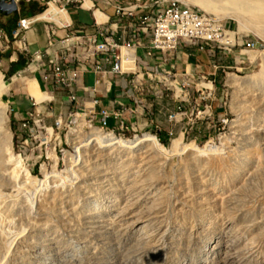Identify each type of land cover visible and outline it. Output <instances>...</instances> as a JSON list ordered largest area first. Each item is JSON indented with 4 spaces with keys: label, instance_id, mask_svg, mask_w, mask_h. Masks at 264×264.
<instances>
[{
    "label": "rangeland",
    "instance_id": "374dc122",
    "mask_svg": "<svg viewBox=\"0 0 264 264\" xmlns=\"http://www.w3.org/2000/svg\"><path fill=\"white\" fill-rule=\"evenodd\" d=\"M181 1L195 10L219 17L218 19L232 31L231 35H235L236 41L235 45L229 48L231 51L216 48V53H213L215 57H211L207 52L197 59L189 60H198L202 66L198 71L190 68V72L206 76L207 81L215 80L216 88L212 96L201 103L200 111L207 113V117L197 119V111L194 112L185 121L184 138L180 135L179 128H174L175 134L172 138L169 136L168 146L161 142V132L156 128H128L121 133L119 128L104 131L84 127V122L74 125L68 117V106L64 110L63 124L56 125L55 120L62 112L60 104L52 105V109L49 107L47 112L51 111V115L45 117L49 133L52 127L53 133L38 135L36 139H30L26 143L24 139H20L22 136L29 138V132L25 133L18 125L14 126L12 114L17 107V99L31 98V94L26 90L28 81L25 78L12 81V77L0 67L1 81L8 83L0 97L8 107V124L13 142V158L7 154L8 167H4L3 172L7 168L5 173H13L16 182L14 187V183L0 179V264H151L161 258L164 260L158 264L262 262L264 239L260 234L257 236L247 230V224L254 218L261 217L259 209L261 205L264 206V173L255 175L252 168L256 163L251 162V156L256 152L263 156L264 162V25L259 22V17L264 16V10L263 13L253 14L254 19H245L246 22L242 21L241 24L233 18H228L223 11H204L197 5V0ZM193 43L195 42L183 44ZM183 72L178 68V73ZM233 79H236V82L231 85ZM193 81L192 108L195 106L194 101L200 96V92L196 91L199 88L197 85L207 83L203 78ZM165 93L164 96L155 93L153 97L159 100L155 110L160 115V121L169 126V122L164 120V115L168 116L173 111L171 109L174 99L171 91ZM30 103L31 100V108ZM207 104L212 106L210 111L204 107ZM145 110L146 108L144 112ZM166 120L168 121L167 117ZM94 129L106 134L114 133L129 140L152 134L169 150L172 149L173 142L181 137L185 144L194 143L201 148L207 145L215 146L227 156V171L224 170L222 175V171L220 174L219 170H211L212 172L205 173L204 177H214L212 181L219 184V192L222 191V196L223 193L226 195L223 196L225 204L214 200L209 193L201 194L193 180L196 173L193 168L186 166L185 159L181 161L174 158L164 167L161 164H153L152 169L145 172V168L139 164V156L136 159L133 156L132 159V155L125 157V154L104 153L89 145L90 140L95 138ZM162 132L166 133L165 130ZM78 146L85 147L81 158L76 151ZM255 159H258L257 156ZM231 169L237 170L236 175L241 176L229 173ZM186 177L191 179V185L189 184L186 190L188 195L197 197L200 194L205 198L204 201L207 197V207L203 205L200 209L198 202L193 206L197 211L194 208L190 209L193 211L177 208V213L168 193V196L165 195L163 200L161 199L162 191L157 195L160 200L156 199L160 204H149L147 209L139 205V200L153 197L152 194L159 190L162 182L163 186L164 182L170 183L169 185L179 184ZM148 185L151 187H145ZM242 186L247 188H241ZM40 191L43 199L47 200L46 212L40 211V206L34 203ZM161 204H164L163 207ZM209 206L212 212L218 215V219L220 218L214 220L215 228L210 232L209 239L217 240L221 237V225L225 218H230L235 225V232L257 245L255 258L246 254L245 245L237 242V239L221 241L209 261L202 255L200 246L195 247L184 242L179 244L178 248H172L165 243L163 233L173 236L178 234V231L185 230V227L192 226L199 215L207 213ZM139 219H142L147 227L143 230L147 240L143 242L150 241L146 243L148 249L141 260ZM176 219L182 221L177 223ZM227 231L229 230H226V233Z\"/></svg>",
    "mask_w": 264,
    "mask_h": 264
},
{
    "label": "built area",
    "instance_id": "2783aa9c",
    "mask_svg": "<svg viewBox=\"0 0 264 264\" xmlns=\"http://www.w3.org/2000/svg\"><path fill=\"white\" fill-rule=\"evenodd\" d=\"M14 1L17 6L23 1L38 2L46 8L42 14L52 7L64 13L71 5L83 9L89 7L93 15L100 11L92 0ZM149 1V3H141V0H127L128 4L125 6L122 3L113 5L111 0H104V4L113 5L115 8L116 18L113 24L105 26L95 19L93 34L89 35L83 29L68 35L66 45H59V42L50 40L45 50L32 54H29V44L24 34L36 21L30 19L19 21L13 37L18 40L19 55L27 59V65L13 74L11 80L25 78L26 81L34 80L38 84L40 79L44 85L41 92L48 97L41 101L36 100L32 95L30 99L28 98L29 101L31 100V108L18 126L25 133L29 132V138L22 136L20 140L24 139L27 143L30 139H36L38 135L53 133V127L49 133L50 129L47 127L45 117L51 115V111L47 112V110L49 107L52 109V105L55 104H60L62 109L55 120L56 125L63 124L64 110L68 106V117L70 123L74 125L78 120H82L84 127L107 131L111 128L110 121L114 120L118 123L117 128L124 133L129 128L125 125L127 116H134L139 109L144 111L146 108L143 104L145 97L153 93L164 96L166 91H171L175 110L167 116L170 130H166V134L169 141V136L171 138L174 136V128L177 127L184 138L185 121L194 112L197 111L195 116L197 119L207 117V113L200 111V107L201 103L207 101L214 93L216 81H207L206 76L199 73L192 74L190 70L178 73V66L174 60L179 54L197 59L208 52L211 57H215L213 53H216V48V50L231 51L229 48L235 45V41L230 39L226 43L222 40L224 38L229 40L227 34L231 30L221 20H213L210 15L193 9L181 0ZM181 11H188V19H181ZM169 12H176V20H169ZM190 14H197V26H190ZM126 18L131 19V24L128 26L132 33L128 38L122 34L118 35V28L124 24ZM152 21H163V27L173 26L175 35H155V29H151ZM50 22L58 28L70 27L69 22L61 25L55 20ZM187 36H195V43L183 44V37ZM9 49L8 36L0 25V54ZM51 49L64 50L65 58H52ZM196 61L191 67L198 71L202 66L198 60ZM213 66L217 69L215 65ZM86 69H91L96 75L95 85L90 88L88 94L79 95L78 77ZM202 78L207 83L197 85L199 88L196 91L200 92V96L194 101L195 106L193 105L192 108V84L195 82L193 79ZM122 99H128L131 105H127ZM204 107L209 111L212 108L208 104ZM156 129H159L158 132L163 130L158 126Z\"/></svg>",
    "mask_w": 264,
    "mask_h": 264
},
{
    "label": "bare ground",
    "instance_id": "6f19581e",
    "mask_svg": "<svg viewBox=\"0 0 264 264\" xmlns=\"http://www.w3.org/2000/svg\"><path fill=\"white\" fill-rule=\"evenodd\" d=\"M197 5L200 6L202 9H204V11H207V12L217 13L219 11H223V12H225V15L228 16V18L229 17L233 18L237 23H241V24H243L242 21L246 22L245 19H249V20L254 19L253 14H255L257 12L263 13V10H264V0H197ZM205 14H207V13H205ZM207 15H209V14H207ZM210 16L213 20H217V21L219 20L218 19L219 17H215L213 15H210ZM181 19H188V11H181ZM169 20H176V12H169ZM259 22H261V24L264 25V16L259 17ZM189 24H190V26H197V14H190L189 15ZM216 28H217V26H216ZM151 29H155V35H175V28L173 26H164L163 27V21H152L151 22ZM231 33L232 32L229 31L227 34L229 36V39H231V37L233 35V34L231 35ZM222 40L226 43L228 41H230V40H226L225 38ZM231 40L233 42L236 41L234 35H233ZM184 42H195V36L183 37V43ZM53 50H52V52H53ZM1 79L2 78L0 76V93L3 92L4 89H6L8 87V83L1 81ZM235 82H236V79H233V81L230 82V84L233 85ZM7 112H8V107H7V105H5L3 103V101L1 100V97H0V179L6 180L7 182H10V183H14L13 186L16 187L15 177L13 176V173L6 174L5 172H6L7 168H6L5 172H3L4 167H6V166L8 167V161H7L8 156H7V154H10L12 157V152H13V150H12L13 149L12 132L9 129V124H8L9 123V116H8ZM78 123L80 124V123H82V121L78 120ZM93 135L95 136V138H92L90 140L89 145H93L95 148H98L99 151L104 152V153H109V154L117 153L118 155L125 154L124 155L125 157H130V155H132L131 156L132 159H133V156L135 157L134 159H136L139 156V161H140L139 164H140V166L145 168L144 169L145 172L148 170H151L152 169L151 167L153 166V164H154V166L161 164L164 167V166L168 165V163L171 160H173L174 158H179L181 161L185 159L186 166L189 168H193V171L196 173V174H194L193 180H194L197 188H199V190L201 191V194H202V192H203V194L209 193V194H211V196L214 200H218L219 202L225 204L224 202H226V200H225V198H223V196H226V195H224L225 193H223V196H222V193H221L222 191L219 192V188H218L219 184H216V181L215 182L212 181L214 179V177H213V179H211V178L206 179L204 177L205 173L210 172L211 170L213 172L219 170L220 174L222 171V175H223V173H224L223 171L226 169L225 163H227V160H226L227 156H225V154L222 153L220 150H217V148L215 146L207 145L205 148H201L194 143L191 145L185 144L183 141V138L181 137L179 140H176L173 142L172 149L169 150L158 140V138L155 135H152V134H146V135H143L142 137H136L134 140H129V139H124V138L118 137L114 133L113 134H106L104 132H101L99 130L94 129ZM84 149H85V147L78 146V148L76 150L78 153V157L81 158L82 152L84 151ZM257 153L258 152H256L255 154H253V156H251L252 157L251 162L256 163V164H254L255 167L252 169L255 170V172H254L255 175L256 174L261 175L262 173H264V169H263V166H264L263 163L264 162L262 159L263 156L260 153H258V154ZM255 156H257L258 159H255ZM109 157H111V156H109ZM117 159H119V158H117ZM180 160H178V161H180ZM235 167H233V168H235ZM183 168H185V167H183ZM228 168L230 169L229 166H228ZM213 169H215V170H213ZM225 171H227V170H225ZM248 171L249 170H247V172ZM236 172H237V170L235 171V169L229 170V173H232L234 176H237ZM202 173H204V174H202ZM252 174H251V176H253ZM152 175H153V173H152ZM240 176H237V177H240ZM190 182H191L190 177L184 178V181L179 182V184L171 183V185H169L170 183L168 184V182L167 183L164 182L165 185L163 186L162 185L163 182H162L161 186H160L161 188L157 185L159 187V190H157V191L155 190L156 192L154 194H152L153 197H149L147 195L149 198H146V199L144 198L145 200H142V199L139 200V203H140L139 205H141L142 208L147 209L149 204L153 205L155 203H158V202H156V199L160 200V197H157V195L160 193V191H162L161 199L164 198L165 195L168 196V194H169L170 197H168V198H170L171 202L175 203V204L173 203V205L176 208V210H177V208H179L178 210H181V208H184V211H185V208H187L189 211H193L190 209L194 208L193 206L194 205L196 206V204L198 202H199L200 209H202L201 206H203V205H205L207 207L208 205L205 203V201H207V197H206V200L204 201L205 198L203 199V196H200V194L197 197H195L194 195H190V194L188 195L186 190H187V186L189 187ZM144 185H145V183H144ZM145 187L148 188L149 185L145 186ZM241 188L245 189L247 187L242 186ZM233 194H235V192ZM152 195L150 194V196H152ZM35 196H36V194H35ZM144 196H146V195H144ZM166 200H167V198H166ZM53 201H56V200H53ZM213 202H215V201H213ZM34 203H35V205L37 204V206H40V211H42V212H46V210L48 209V208H46L47 204H45V203H47V200H46V198L43 199V195L41 194V191L38 194V197L36 196V200H34ZM158 204H160V203H158ZM163 205H162V207H163ZM151 207H153V206H151ZM211 207H213V205ZM211 207L209 209L208 208L206 209L204 207V209L207 210V213H202L201 215H199L196 222H194L195 224L193 223L192 226L190 225L189 227H185V230H183V231H180V232L178 231V234H175L173 236H168L167 233H163L165 235H163V234L162 235L166 238L165 243H167L168 246L172 247V248H178L177 246L179 244L184 243V242L188 243L189 245L195 246V247L200 246V248H202V250H201L202 255L207 257V261H209L210 256H212L214 254L213 252L217 248H219L221 241L226 240V242H227L230 239H237V242H240V243L245 245L246 254L249 255V257H251V258H255V255L258 252L257 245L253 241H250V240L246 239L245 237H241L240 234H237V232H235L236 230H234L235 225L231 222L230 218H225V219L222 218V219H224V222L221 225L222 226L221 229L223 228L221 230L223 233V234H221V237L218 236L219 238H217V240L209 239L210 232H212L213 229L215 228L214 220L218 219V215L215 212H212ZM197 208H198V206H197ZM222 208H223V206H222ZM153 209H155V208H153ZM151 210H152V208H151ZM178 210H177V213H179ZM259 210L262 213L261 217L254 218L253 220H251L247 224V230L251 231L252 233L256 234L257 236L260 234L262 236V238L264 239V206L261 205ZM8 211H10V210L8 209ZM147 211H149V210H147ZM11 212H12V210H11ZM142 212H143V210H142ZM154 213H155V211H154ZM180 214H182V213H180ZM225 215H227V213ZM149 216H150V214H149ZM151 216H153V215H151ZM177 216H178V214H177ZM178 217H177V219H178ZM219 217H221V216H219ZM145 219H146V217H145ZM177 219H176L177 223H178V221H182V220L177 221ZM243 220L245 221L244 218H243ZM220 222H222V221H220ZM184 223H185V221H184ZM174 225H175V223H174ZM174 225H172V226L174 227ZM180 227H182V225ZM144 228H145V230L147 228L145 226V222H143L142 219H139V251H140L139 252V259L140 260H141V257L143 256V254L146 253V251L148 249V248H146V243L150 242V241H147L146 243L143 242L144 240H147L146 239L147 235L143 231ZM179 230H181V228H179ZM226 230H229V231H227V233H226ZM210 238H212V237H210ZM159 241H161V240H159ZM233 242H235V241L233 240ZM151 243H153V241H151ZM163 260H164L163 258H161L160 260L157 259V261H153V262H151V264H158ZM163 264H164V262H163ZM258 264H264V257H263L262 262H258Z\"/></svg>",
    "mask_w": 264,
    "mask_h": 264
},
{
    "label": "crops",
    "instance_id": "0c3cea01",
    "mask_svg": "<svg viewBox=\"0 0 264 264\" xmlns=\"http://www.w3.org/2000/svg\"><path fill=\"white\" fill-rule=\"evenodd\" d=\"M94 4H96L100 11L93 15V13L88 8H78L75 5L69 6L66 12L61 13L56 7H52L49 11L42 14L46 9L44 5L38 2H21L16 10L12 11H2L0 10V25L6 31L10 42V49L0 54V62L1 68L6 73H9L11 70V64L13 61L17 60L19 57V42L13 37L14 31L19 26V21L22 19H30L35 20L36 22L33 24L31 29L24 34L25 39L29 44V54L35 53L37 51L45 50L50 40H53L55 43L59 42V45H66L67 36L72 35L74 33H78L81 30L85 29L86 33L91 35L95 32V19H97L102 25L110 26L113 24L116 18L115 3H122L127 6V0H111V5L104 4V0H92ZM149 0H141V3H149ZM87 6V5H86ZM89 6V4H88ZM41 9H44L41 11ZM154 9V6H153ZM42 14V15H41ZM49 20V21H48ZM50 20H55L59 25L65 24L69 22V28H58L53 26ZM124 24L118 28V35L124 36L128 38L132 33L131 28H129L128 24H131V19H124ZM121 25V24H120ZM53 30L54 34H53ZM53 50V49H52ZM51 50L52 58H65V51L61 49H54L53 52ZM56 51V52H55ZM204 55V54H203ZM201 55V56H203ZM193 58H189L184 54H179L175 57L176 64L181 71L192 69L191 65L194 63ZM96 80V75L91 71V69H86L79 74L78 82H77V92L79 95L88 94L91 87H94ZM26 90L38 101L47 99L41 90L44 85L40 79H38V84L36 81L31 80L28 81ZM154 94V93H153ZM153 94L145 97L143 100V104L146 107L145 112L141 109L138 110L136 115L127 116V120L125 122L126 127L137 129V130H146V129H154L156 126L162 127L163 130H168L169 126H166L165 123H162L159 119L160 115H158L155 107L157 106L158 99H155ZM117 95V94H116ZM59 100L61 99L58 96ZM127 105H131V102L128 99H122ZM108 101H105L107 103ZM17 107L13 111V124L17 126L22 120L29 107V99L27 97L19 98L16 101ZM172 109L175 110V103L172 104ZM167 115H164V120H166ZM111 128H117L118 123L114 120L110 121Z\"/></svg>",
    "mask_w": 264,
    "mask_h": 264
},
{
    "label": "trees",
    "instance_id": "16d2710c",
    "mask_svg": "<svg viewBox=\"0 0 264 264\" xmlns=\"http://www.w3.org/2000/svg\"><path fill=\"white\" fill-rule=\"evenodd\" d=\"M44 10V9H41V11ZM27 65V59L22 56V55H19L18 59L13 61L12 64H11V70L10 72L8 73L9 77L12 76L13 74H15L17 71H20L22 69H24ZM160 134V140L161 142L168 146L169 145V138H168V135L166 133H159Z\"/></svg>",
    "mask_w": 264,
    "mask_h": 264
},
{
    "label": "water",
    "instance_id": "95a60500",
    "mask_svg": "<svg viewBox=\"0 0 264 264\" xmlns=\"http://www.w3.org/2000/svg\"><path fill=\"white\" fill-rule=\"evenodd\" d=\"M16 9H17V5L14 0H0V10L12 11Z\"/></svg>",
    "mask_w": 264,
    "mask_h": 264
}]
</instances>
